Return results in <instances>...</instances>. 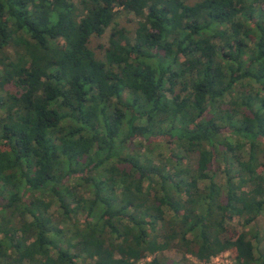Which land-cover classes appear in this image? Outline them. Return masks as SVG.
Segmentation results:
<instances>
[{
  "label": "trees",
  "instance_id": "16d2710c",
  "mask_svg": "<svg viewBox=\"0 0 264 264\" xmlns=\"http://www.w3.org/2000/svg\"><path fill=\"white\" fill-rule=\"evenodd\" d=\"M259 215L264 0H0V264H264Z\"/></svg>",
  "mask_w": 264,
  "mask_h": 264
},
{
  "label": "rangeland",
  "instance_id": "374dc122",
  "mask_svg": "<svg viewBox=\"0 0 264 264\" xmlns=\"http://www.w3.org/2000/svg\"><path fill=\"white\" fill-rule=\"evenodd\" d=\"M195 0H187L188 3L194 2ZM114 11H117L116 17L114 19L115 23L118 24V26H124L130 30H133L136 26V18L132 13H124L121 12L120 8L116 6L114 8ZM107 34L101 36V37H92L91 41L89 43V47L95 52L97 56L102 57V45L106 42ZM123 98H127V94H123ZM141 152H144L149 155V157H153V159L157 160V153L162 154L166 159H168V155L170 153L175 152V148L170 145H165L164 143H161L158 147L155 146L154 152H147L145 148L141 147ZM155 160V161H156ZM215 174H214V180L216 182H220L225 177L226 169L224 167V164H219L218 167H215ZM231 173H235L233 170H231ZM202 183V182H201ZM167 210V209H166ZM171 213L170 211H166L165 216L168 218L170 217ZM242 231H249L252 234H257L256 238H254V246L256 249H264V219L261 215L257 216L255 220L249 224V225H243L241 221L237 219V217H233L232 220L228 221L225 235L228 237H235L238 233ZM224 234V233H223ZM159 243H163L160 242ZM162 245V244H161ZM163 255L168 257L171 261H176L179 264H181V254L175 250V249H169L168 247L162 248L160 251ZM153 255H148L143 260H139L134 264H142L144 260H149ZM188 259H190L193 262L200 263V264H237V260L235 257V253L233 250H227L225 252H221L215 256H211L207 262H201L198 261L196 258H194L191 255H186ZM77 262L80 263V260L77 259Z\"/></svg>",
  "mask_w": 264,
  "mask_h": 264
}]
</instances>
